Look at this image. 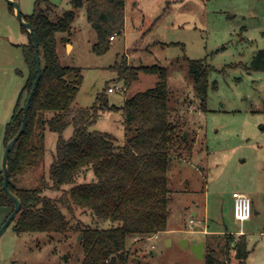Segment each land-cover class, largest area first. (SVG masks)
Returning <instances> with one entry per match:
<instances>
[{"label": "rangeland", "instance_id": "374dc122", "mask_svg": "<svg viewBox=\"0 0 264 264\" xmlns=\"http://www.w3.org/2000/svg\"><path fill=\"white\" fill-rule=\"evenodd\" d=\"M17 1L23 16L33 13L36 0ZM45 4L57 14L75 12L70 34H56L61 64L81 69L74 108H90L98 94H104L108 105L121 107L127 97L158 81L157 75L140 73L125 87L120 77L123 63L166 69L169 119L185 134V146L180 155L170 157L167 229L157 237L134 239L129 264H206L183 239L206 236L205 241L215 238L222 245L224 233L238 236L240 230L247 240L246 259L239 262L234 252L227 259L217 249L218 255L229 264H264V71L249 69L256 53L264 50V0H126L123 34L103 55L92 50L97 33L84 6L74 9L70 0H45ZM28 41L10 4L0 0V173L5 127L28 74L23 55ZM191 60H202L209 68L203 98L189 72ZM109 87L114 91L108 92ZM25 96L24 91L20 105ZM114 112L99 116L89 130L110 133L122 145V115ZM72 133L70 126L63 137ZM57 138L58 134L45 131V153L35 167L14 180L18 187L36 188L44 182L52 186L48 171ZM92 180L89 169L77 182ZM238 189L252 200V214L242 224L233 215L232 194ZM60 193L43 191L52 198ZM10 211L9 206H0V227ZM63 212L87 226L111 224L79 208L73 215ZM194 217L197 221L191 226ZM204 226L207 235L196 232ZM79 236L73 231L17 233L11 222L0 235V264H82Z\"/></svg>", "mask_w": 264, "mask_h": 264}, {"label": "trees", "instance_id": "16d2710c", "mask_svg": "<svg viewBox=\"0 0 264 264\" xmlns=\"http://www.w3.org/2000/svg\"><path fill=\"white\" fill-rule=\"evenodd\" d=\"M36 0L33 13L23 18L36 35L42 74L30 102L24 132L9 154L8 185L21 201V209L12 220L17 233L68 232L81 235L84 250L82 264H129L130 244L134 239L151 237L166 231L169 217L170 189L168 168L170 157L180 155L185 137L170 122L166 69L153 66L120 67L125 87L139 79L140 73L157 75L158 81L149 89L127 97L121 107L108 105L104 94H98L87 109H76L73 103L82 83L81 69L63 66L57 55L56 34H70L75 18L74 10L57 14L51 5ZM74 9L85 7L89 23L97 33L92 50L105 54L112 37L122 35L125 24L126 0H70ZM12 8V6H11ZM13 10V8H12ZM23 46L28 74L10 121L6 124L4 146L19 130L23 107L36 76L33 40ZM63 40H66L64 38ZM250 70L264 71V50L253 57ZM208 66L202 60H191L189 72L194 78L198 97L208 88ZM26 96L20 105L22 92ZM104 111H121L124 143L107 132L89 130ZM72 126L73 133L64 138V131ZM58 134L56 152L49 166L52 186L44 182L39 187H18L15 179L38 164L45 153V131ZM89 169L94 180L78 183V177ZM0 206L13 204L1 188ZM70 185L68 189L62 186ZM51 188L61 192L49 197L43 191ZM75 208L89 211L100 221L110 222L107 228L91 227L73 222L65 210L73 215ZM223 244L215 238L204 241L206 264H229L230 252L243 262L249 254L245 236H223ZM224 254L226 258L218 255Z\"/></svg>", "mask_w": 264, "mask_h": 264}, {"label": "water", "instance_id": "95a60500", "mask_svg": "<svg viewBox=\"0 0 264 264\" xmlns=\"http://www.w3.org/2000/svg\"><path fill=\"white\" fill-rule=\"evenodd\" d=\"M6 1L8 2V4H10V6H12L13 12H14V15H15L17 21L20 23L21 26H23L25 28V30L28 32V34L31 36V38L33 40L34 58H35V65H36V76H35V79L33 81L32 88L27 95L26 102H25L24 107H23V116H22V121H21L19 130L6 143L5 148H4V152H3V156H2V170H1L2 183H1V188L6 193L8 198L11 200V202L13 204V210L9 214V216L7 217L6 221L0 227V235L4 232L6 227L12 222V220L15 218V216L17 215V213L21 209V201H20L19 197L16 195V193H14L10 190L9 185H8V178H9L8 159H9V154L12 151L16 141L20 138V136L22 135V133L25 130L30 102L32 100V97L34 95L37 84H38L40 77H41V74H42L41 65H40L39 49H38L37 39H36V35L34 33V30H33V27L29 22H27L23 18L17 0H6ZM184 136H185V134H184ZM80 238H81V235L79 236V239ZM167 241H170V240H167ZM183 243L186 246L188 243V240L186 238H184ZM189 247H190L191 251L193 252V254L195 255V257H197L199 259L203 258L204 242L191 240Z\"/></svg>", "mask_w": 264, "mask_h": 264}, {"label": "built area", "instance_id": "2783aa9c", "mask_svg": "<svg viewBox=\"0 0 264 264\" xmlns=\"http://www.w3.org/2000/svg\"><path fill=\"white\" fill-rule=\"evenodd\" d=\"M113 39V37H112ZM114 88L109 87L108 92H113ZM233 198V215L240 223L250 218L252 214V202L248 195L243 192L235 191L232 194ZM192 223V220L190 221ZM158 234L154 235L157 237Z\"/></svg>", "mask_w": 264, "mask_h": 264}, {"label": "crops", "instance_id": "0c3cea01", "mask_svg": "<svg viewBox=\"0 0 264 264\" xmlns=\"http://www.w3.org/2000/svg\"><path fill=\"white\" fill-rule=\"evenodd\" d=\"M113 39H115V38H113ZM112 39V40H113ZM67 45H70V44H67ZM70 48H72V46L70 45ZM117 112H119L120 114H121V111H117ZM116 112V113H117ZM113 113H115V112H111V111H104V112H102L101 113V115L100 116H106V117H110ZM123 143H124V141H123ZM235 191H239V192H243V193H245L244 192V190H242V189H238V190H235ZM234 191V192H235ZM251 202H252V200H251ZM255 213H257V211L255 210ZM197 212H194L193 213V215L194 216H197ZM192 220V223L190 222V224H191V226H193V225H195L196 224V219H195V217L194 218H192V219H190V221ZM243 223V222H242ZM242 223H240V224H242ZM197 233H200V234H203V235H207L208 233H207V230H206V228H205V226L203 227V230L202 231H196ZM225 234H231V235H233L234 237H238V236H245V234H243V232L240 230L238 233H237V235L238 236H235L233 233H224L223 235H225ZM204 237H206V236H201L200 238H196V239H192V240H196V241H202V242H204L205 241V239H204ZM187 240H188V243L187 244H190V241L191 240H189L188 238H186Z\"/></svg>", "mask_w": 264, "mask_h": 264}]
</instances>
